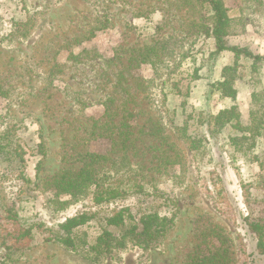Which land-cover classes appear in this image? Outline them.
Instances as JSON below:
<instances>
[{
	"label": "rangeland",
	"instance_id": "374dc122",
	"mask_svg": "<svg viewBox=\"0 0 264 264\" xmlns=\"http://www.w3.org/2000/svg\"><path fill=\"white\" fill-rule=\"evenodd\" d=\"M24 1L27 10L21 0H0V84L2 87L5 83V89L8 85L12 89L9 98L0 96V115L21 123L17 136L27 149L32 151L38 144L39 133L46 138L48 157L39 173L35 170L39 159L31 152L27 156V175L37 178L38 183L61 170L64 151L103 153L106 150V143L91 133L95 129L98 131L101 123L95 122L102 117L104 103L114 85L121 81L122 87L134 86V81L122 80L128 77L129 51L167 42L170 50L177 54L175 62L184 56L175 80L181 76L190 77L195 71L199 74L192 84L191 94L183 96L176 95L170 84L163 86L165 70H154L149 65L131 70L144 80L154 82L152 93L156 98H160L162 92L167 95L165 105L169 113L164 112L165 119L172 114L173 125L179 127L188 120L193 125L191 132L202 133L208 143L204 152L194 156L186 144L170 133L172 140L183 150L187 163L182 178H177L173 185L180 206L175 229L161 248L151 251L149 258H143L142 251L136 248L104 264H186L189 253L197 245L198 225H207L209 220L223 226L232 240L241 234L247 253L253 254L252 264H264V255H258L256 241L244 220L264 210V139H259L255 149L261 163L251 161L249 156L233 151L229 140L237 135L235 129L225 128L214 136L208 126L212 117L233 105L238 106L244 122H248L251 93L264 90V64L254 71L250 60H240L236 99H223L213 85L221 80L223 69L234 62V55L228 52L214 54V38L196 34L199 33L198 25H190L192 18L183 0ZM226 3L237 13L243 9L249 23L246 34L233 38L231 44L264 56L263 15L259 13V17H255L250 13L248 0H226ZM262 4L264 6V0ZM26 11L42 13L40 24L29 40L10 42L7 36L14 24L25 17ZM203 13L211 15L210 9ZM99 27L103 29L97 30ZM93 28L95 36L83 38V35H90ZM71 37L80 43L63 46ZM78 56L81 57L77 62L73 57ZM109 60L113 62L109 63ZM131 92L136 94V102L141 100L142 103L140 106L131 104L130 109L135 113L147 109L146 94L135 86ZM116 96L120 100L126 98L123 93ZM190 116L192 118L188 119ZM146 119L141 116L137 122L144 124ZM200 119H205L204 123ZM152 140V137L142 138L138 144L146 163L154 167L158 165L154 155L160 152L152 147L155 144ZM174 171L180 173V165L175 166ZM155 176L166 187L170 185L169 177L156 173ZM207 188L215 195L217 189H224L223 196L231 204L236 225L210 201ZM249 188L251 202L245 196V190ZM53 196L48 191L34 189L32 184L26 185L15 167L10 168L0 161V205L5 202L15 204L21 220L32 227L35 235L32 249L25 252L20 261L11 264H94L58 243L45 241L35 224L44 223L57 230L67 219L88 210L110 215L114 209L130 206L133 214L139 217L138 212L146 208H139L135 197H131L123 203L90 208L78 204L56 211L52 207H61L54 203ZM58 200L63 202L66 198ZM255 201L260 203V208ZM101 229L92 223L84 231L89 240H93ZM3 254L4 249L0 248V264ZM233 258L232 264H237V256Z\"/></svg>",
	"mask_w": 264,
	"mask_h": 264
},
{
	"label": "trees",
	"instance_id": "16d2710c",
	"mask_svg": "<svg viewBox=\"0 0 264 264\" xmlns=\"http://www.w3.org/2000/svg\"><path fill=\"white\" fill-rule=\"evenodd\" d=\"M183 1L190 11L189 17L192 18L190 25H198L199 33L196 34L199 36L206 34L214 38L216 44L214 54L228 52L234 55V62L223 69L221 80L213 85V89L219 92L221 98L235 101L237 96L235 85L241 68L239 61L245 58L250 60L254 71L259 65L264 64V56L254 54L247 48L232 45L230 42L233 38L243 36L247 32L249 23L244 10L241 9L237 13L235 8L227 5L226 0ZM253 1L248 0L250 13L255 17H259L260 13L264 17L262 0ZM21 2L23 8L27 10L25 1L21 0ZM209 9L211 15L207 16L203 12ZM42 15L39 12L26 11L25 17L14 24L13 30L7 36L10 42L29 40L40 24ZM102 29L99 27L97 30ZM95 34L93 28L90 35H83V38L88 39L94 37ZM186 38L188 36H185ZM74 43L79 44L80 41L71 37L63 46ZM129 52L131 55L127 67L128 77L122 80L124 82L134 81V86L146 94L144 100L147 101L148 108L137 113L130 109L131 104L140 106L142 101L136 102V94L131 92L134 86L122 87L121 81L118 82L114 85L112 93L108 94L102 117L95 122L101 123L97 128L98 131L95 129L91 133L106 143V150L103 153L64 151V164L61 170L54 176L46 178L43 183H38L37 178L32 179L27 175L29 160L27 156L31 152L39 159L35 166L36 172L39 173L48 157L46 138L39 133L38 144L31 151L17 136V131L22 126L21 123L8 120L6 115H0V161L7 163L10 168L15 167L26 185L32 184L34 189L52 193L56 200L54 203L61 207V209L52 207L53 210H66L78 204H83L84 208L99 207L111 203H123L131 197H135L139 208L146 206L138 212L139 217L133 214L130 206H124L112 210L110 215L101 213V211H84L76 217L67 219L58 226L57 230L47 227L44 223L35 224L45 241L58 243L64 249L94 264L116 260L120 254L136 248L142 251L143 258H149L152 250L163 246L175 229L176 218L180 213L173 185L177 178H182L181 175L187 168L183 150L172 140L170 133L173 132L178 140L186 144V148L194 156L204 152L208 143L202 133L193 134L191 132L193 125L189 124L188 120L179 127L173 125L174 116L172 114L171 117L169 115L168 119H165L164 116L169 113L165 105L167 95L162 92L161 97L156 98L152 93L154 82L144 80L131 70H137L143 65H149L154 70H165L163 86L170 84L176 95L183 96L191 94L192 84L199 78L198 71L190 77L181 76L175 80L184 56L175 62L177 54L174 53L175 50H170L167 42L135 48ZM80 57H73V59L78 62ZM116 58H119V55ZM112 62L113 60H109V63ZM53 71L52 69L51 73ZM10 87L8 85L5 89V83L2 87L0 84V96L9 98L12 92ZM117 93L125 94L126 98L118 99ZM141 116L147 117L144 124L137 122V118ZM191 118L192 116L188 119ZM200 120L204 123L205 119ZM208 126L209 132L214 136H218L225 128L235 129L237 135L229 140L233 151L249 156L251 161H258L255 149L259 139H264V90H254L251 93L248 122H244L238 106L233 105L212 117ZM148 137H152V142H155L152 147L160 152L159 155H154L158 161V165L154 167L146 163L144 153L138 144L142 138ZM177 165H180V173L174 171ZM155 173L162 177H169L170 185L166 187L155 176ZM214 176L215 174L212 178ZM217 190V195L208 188L206 193L220 213L236 225V217L231 204L223 196L224 189ZM245 196L248 201H252L250 188L245 190ZM61 197L66 200L61 202L58 200ZM217 203L221 207L217 206ZM254 204L260 208V203L255 201ZM17 209L15 204L9 205L5 202L0 205V248L4 249L1 264L20 261L25 252L31 250L34 245L33 229L21 220ZM244 220L250 235L256 241L258 255L263 256L264 210ZM92 223H96L102 229L97 237L89 240L84 228L91 227ZM198 228L197 245L189 253L186 264H232L234 255L237 256V264H252L253 254L247 253L246 243L241 234L238 233L232 240L226 229L212 220H209L207 225L204 223L198 225Z\"/></svg>",
	"mask_w": 264,
	"mask_h": 264
}]
</instances>
